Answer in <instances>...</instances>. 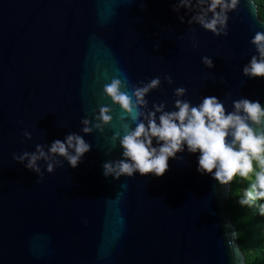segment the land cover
<instances>
[{
	"label": "water",
	"instance_id": "1",
	"mask_svg": "<svg viewBox=\"0 0 264 264\" xmlns=\"http://www.w3.org/2000/svg\"><path fill=\"white\" fill-rule=\"evenodd\" d=\"M172 3L0 0V264H246L226 209L230 184L198 173L196 154L177 153L160 176L114 180L101 164L119 157L110 139L124 122L118 106L102 131H80L82 117L111 103L100 93L112 77H160L145 111L160 101L170 109L178 86L193 104L204 95L229 108L240 96L264 104V78L240 71L254 52L249 37L264 31L254 0H239L228 34L215 36ZM67 132L92 145L75 168L60 158L49 173L40 161L37 182L12 159Z\"/></svg>",
	"mask_w": 264,
	"mask_h": 264
},
{
	"label": "clouds",
	"instance_id": "2",
	"mask_svg": "<svg viewBox=\"0 0 264 264\" xmlns=\"http://www.w3.org/2000/svg\"><path fill=\"white\" fill-rule=\"evenodd\" d=\"M238 3L239 0H174L170 7L177 14L181 8L185 15L191 13L188 24H198L215 36L228 34V13ZM177 18L184 22L183 15ZM248 42L254 52L241 65V74L249 79L264 78V31H254ZM201 62L213 67L210 56H202ZM164 78L172 82L167 75ZM160 82L159 76L138 84H130L126 77H112L102 85L100 94L111 103L98 104L91 121L82 117L80 131H102L113 120L112 105L120 109L116 119L124 122L110 138L119 145V157L104 160L101 174L114 180L134 173L160 176L168 169L169 159L178 158L177 153L196 154V171L211 176L218 184L228 185L235 177L248 181L238 202L252 206L259 201V211L264 215V104L259 99L240 96L231 101L229 108L215 95L201 96L193 104L183 98L186 89L178 86L173 89L170 109L160 101L152 102L145 111L146 95ZM23 136L31 138V133L24 130ZM91 147L79 133L67 132L46 147L37 143L33 151L13 153L12 159L36 173L39 182L43 176L40 161L49 173L61 164L60 158L75 168Z\"/></svg>",
	"mask_w": 264,
	"mask_h": 264
},
{
	"label": "trees",
	"instance_id": "3",
	"mask_svg": "<svg viewBox=\"0 0 264 264\" xmlns=\"http://www.w3.org/2000/svg\"><path fill=\"white\" fill-rule=\"evenodd\" d=\"M257 5V14L264 16V0H254ZM254 162V167H255ZM235 177L230 183L229 195L226 200L227 213L236 231L237 242L243 253L246 264H264V215L256 208L259 201L252 205H241L238 201V184ZM248 186V181H246ZM262 230V231H261Z\"/></svg>",
	"mask_w": 264,
	"mask_h": 264
},
{
	"label": "rangeland",
	"instance_id": "4",
	"mask_svg": "<svg viewBox=\"0 0 264 264\" xmlns=\"http://www.w3.org/2000/svg\"><path fill=\"white\" fill-rule=\"evenodd\" d=\"M235 182L238 184V193L242 195L243 189L246 188V180H243L241 178H237ZM259 211V207L256 208ZM260 212V211H259ZM262 231V230H261Z\"/></svg>",
	"mask_w": 264,
	"mask_h": 264
}]
</instances>
